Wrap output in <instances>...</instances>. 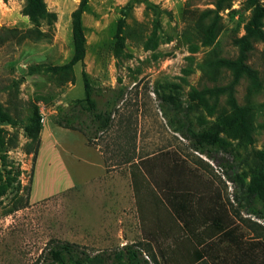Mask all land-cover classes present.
<instances>
[{
	"label": "rangeland",
	"instance_id": "1",
	"mask_svg": "<svg viewBox=\"0 0 264 264\" xmlns=\"http://www.w3.org/2000/svg\"><path fill=\"white\" fill-rule=\"evenodd\" d=\"M44 2L55 17L36 25L23 11L24 0H0V105L12 121L0 122L6 139L12 137L0 158V264H54L48 251L64 242L90 255L131 244L149 263L155 264L154 253L160 264L157 229L169 211L155 205L153 195L165 199L168 191L176 193L177 209L218 195L233 208L255 211L251 217L264 223L262 201L246 193L254 153L264 150V40L253 43L247 59L260 86L246 77L235 86L238 103L253 106L252 144L221 133V142L200 153L165 116L185 113L187 125L200 131L220 108L228 111L224 95L213 114L191 95L230 80L228 69L208 61L237 55L233 37L251 14L247 1L88 0L81 16L83 64L68 72L55 66L72 56L70 14L79 0ZM209 23L221 28L206 42L202 30ZM82 70L91 84L92 112L81 100ZM167 93L175 104L163 103ZM35 111L39 131L32 139L25 125ZM65 117L74 118V128L57 124ZM131 163L143 172L138 192Z\"/></svg>",
	"mask_w": 264,
	"mask_h": 264
},
{
	"label": "trees",
	"instance_id": "2",
	"mask_svg": "<svg viewBox=\"0 0 264 264\" xmlns=\"http://www.w3.org/2000/svg\"><path fill=\"white\" fill-rule=\"evenodd\" d=\"M5 1V0H4ZM251 6V14L247 21L243 25V33L239 36L233 37L234 44L238 47V53L234 58L217 56L208 61V66L214 69L225 68L230 71L231 78L225 84L213 85L211 87H204L202 90H193L191 98L198 99L207 110L208 114H213L216 111V106L220 95L225 96V102L228 111L220 108L216 114V120L210 125L208 129L200 131L192 130L188 125V117L184 113L183 116H178L177 112L171 113L165 111V116L168 119L169 124L173 127L174 131L181 133L191 141V147L200 152L207 154V149L218 142L222 141L221 133L231 134L239 137L242 141L248 144H252L254 141V123H253V106L251 104L241 105L238 103L235 97V86L238 84L242 77H246L250 83L255 86H260L257 71L247 62L250 51L253 49V43L256 40H264V4L260 0H246ZM88 0H79L77 6L72 10L71 16V35L73 52L71 58L64 64L55 66V69L60 72H68L72 70V67L77 64H83L85 56V43L86 38L82 25L81 16L85 11ZM217 8H221V4H217ZM23 11L28 15L32 23L38 24L40 20L47 21L52 20L55 17V13L48 11L44 0H24ZM215 25V20L212 21ZM122 19H119L117 25V33L121 30ZM221 26L214 27L213 24H208L202 30V35L206 42H211L218 34ZM82 82L84 95L81 99L86 103L87 109L92 112L95 107V102L91 96V84L87 73L82 70ZM163 103L169 105L175 104L176 97L172 93H167L161 96ZM212 100L208 102V100ZM163 104V105H164ZM74 118L65 117L63 119L64 124L57 121L59 125L64 127H73ZM108 118L102 122L101 128L107 126ZM0 122L10 123L11 116L8 115L2 105H0ZM103 126V127H102ZM26 131L30 134L32 139L37 137L39 131V115L35 111L34 115L30 119V123L25 125ZM188 130V133L185 132ZM95 137V136H94ZM12 141V137L8 136L6 139V132L0 127V151H3L0 158L3 160L6 157L5 145ZM255 164L256 169L253 171L250 181L246 186V193L250 196H258L262 201V208L264 209V150L255 151ZM131 179L132 185L136 192L142 182L140 181L143 175L142 169L138 163H131ZM163 184V183H162ZM162 184L156 182V185L162 189ZM168 190L171 188L167 185ZM153 195L155 199V205L162 204L166 210L169 211L168 224L171 228L173 224H176L177 219L173 216V211L177 209L179 203L176 205L172 193L168 191V195L164 199L161 195L156 193ZM158 225V224H157ZM147 250H150L149 244H147ZM142 251L131 244H124L118 251L113 254L110 252H97L93 255L80 250L77 245L71 242H64L56 248H51L48 251L49 261L54 264H111L114 260L125 264H153L149 263L141 256ZM155 264H159L155 254L150 253Z\"/></svg>",
	"mask_w": 264,
	"mask_h": 264
},
{
	"label": "crops",
	"instance_id": "3",
	"mask_svg": "<svg viewBox=\"0 0 264 264\" xmlns=\"http://www.w3.org/2000/svg\"><path fill=\"white\" fill-rule=\"evenodd\" d=\"M203 198L208 204L172 212L178 228L166 220L157 229L160 264H264V223L251 217L256 212L233 208L223 196Z\"/></svg>",
	"mask_w": 264,
	"mask_h": 264
}]
</instances>
